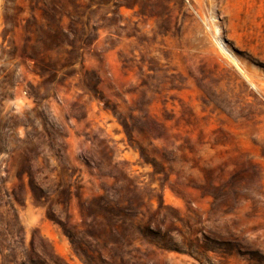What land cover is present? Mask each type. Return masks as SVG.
Masks as SVG:
<instances>
[{
    "label": "rangeland",
    "instance_id": "rangeland-1",
    "mask_svg": "<svg viewBox=\"0 0 264 264\" xmlns=\"http://www.w3.org/2000/svg\"><path fill=\"white\" fill-rule=\"evenodd\" d=\"M49 25L73 34L45 51ZM37 50L75 63L42 84ZM39 116L61 152L42 147L47 185H71L54 214L16 177L33 144L14 140ZM0 149L23 228L0 231V264H84L57 221L89 229L101 198L136 199L132 222L164 234L136 252L90 244L108 264H264V0H0Z\"/></svg>",
    "mask_w": 264,
    "mask_h": 264
},
{
    "label": "trees",
    "instance_id": "trees-1",
    "mask_svg": "<svg viewBox=\"0 0 264 264\" xmlns=\"http://www.w3.org/2000/svg\"><path fill=\"white\" fill-rule=\"evenodd\" d=\"M67 32L73 34L69 29ZM67 32L66 30L61 29L55 30L49 25L48 29L44 31L46 40L42 41L39 38H35V42L42 43L45 51H49L52 49V46H57V41L61 40V37L63 38L67 36ZM84 35L85 33H83L82 36H79V38H76L80 44L84 43L82 40L86 37ZM71 46H73V44H71ZM80 49L81 47H78V53L80 52ZM72 50L73 49L70 51L71 53H73ZM25 55L34 62L37 73L42 80V84L51 85L56 82L58 76L65 77L68 73L65 72V69L73 67L75 63L68 62V64H60L56 66L45 60L43 57V51L41 50H37L36 52H26ZM28 87V93L33 95L38 103L39 96L37 92L32 90V86L29 85ZM87 90H89V92L97 93V89L91 84L87 86ZM39 119H41V122L39 123L40 129H38V126L34 123L27 122L25 127H28L26 125H29V128L25 131V137H18L14 140L16 144L18 143L25 146L33 144L32 147L26 148V151L21 155L23 166L16 173V177L22 182L24 188H26L24 178L27 177V189L32 198L41 204L48 203V209L54 214L57 212V206L62 205L63 207L66 205L71 194V185L65 186L64 184L61 185L58 183L54 185L52 189L47 185L46 181L48 174L46 172L48 171V173H51L53 170L48 169V156L43 153L42 147L46 146L52 156L57 160L61 159V152L54 146V137L51 136H54L55 134L52 135L46 128L48 123L45 121V118L39 116ZM52 125L54 126L55 124L52 123ZM18 149L19 148H15V151ZM5 173L6 175L9 174L6 170ZM120 180L127 185V193H132L137 186H139V182L133 184L130 176L126 174H122ZM5 183V181L0 180V209H3L0 211V231L15 236L23 230L14 208V201H17V194H15L12 189L9 190V188L5 186ZM199 189L202 190L201 187ZM52 196L55 197L53 198ZM213 199L216 201L217 197L213 196ZM100 201L101 204L99 205V209L102 211V215L96 214L92 206L88 207L83 212V224H87L89 229L88 227L80 229L78 225L71 226L66 220L60 219L57 221L61 230L69 240L73 253L77 255L84 264H96V260L100 264H108L106 259L97 249L91 250L89 248L90 244H94V246L99 249L106 248L109 251H112V248L114 247L121 246L124 248H130L134 244V249H130V251H135V249H138L140 246H146L148 244L155 246L156 243L161 242V239L164 238V234H161L160 229L156 225L138 226V224L132 222V219H135L138 215L144 217V213L140 210V208L143 207V203L131 198H124L123 204H119L116 200L108 198H101ZM99 216H101L100 219L103 227L97 225L95 228L94 225L96 226V219ZM79 236L84 237L85 242L77 240ZM81 244L86 246V250L80 248ZM7 247H9V245ZM8 249L11 250L10 247ZM126 255H129V252L126 253ZM50 257L51 260L55 259L56 261H59V257H56L54 254H50ZM132 257L136 256L134 255ZM55 263L58 264V262ZM26 264L35 263L28 260L26 261Z\"/></svg>",
    "mask_w": 264,
    "mask_h": 264
}]
</instances>
